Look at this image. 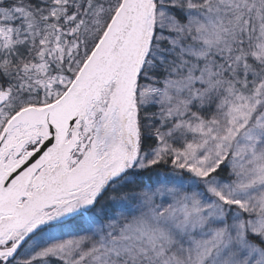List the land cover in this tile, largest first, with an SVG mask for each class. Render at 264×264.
Here are the masks:
<instances>
[{
	"label": "snow or ice",
	"instance_id": "snow-or-ice-1",
	"mask_svg": "<svg viewBox=\"0 0 264 264\" xmlns=\"http://www.w3.org/2000/svg\"><path fill=\"white\" fill-rule=\"evenodd\" d=\"M0 264H264V0H0Z\"/></svg>",
	"mask_w": 264,
	"mask_h": 264
}]
</instances>
